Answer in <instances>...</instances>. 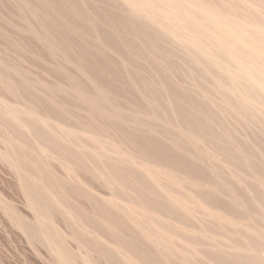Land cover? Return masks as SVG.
Instances as JSON below:
<instances>
[{
    "label": "rangeland",
    "instance_id": "obj_1",
    "mask_svg": "<svg viewBox=\"0 0 264 264\" xmlns=\"http://www.w3.org/2000/svg\"><path fill=\"white\" fill-rule=\"evenodd\" d=\"M263 34L264 0H0V264L264 258V100L226 72Z\"/></svg>",
    "mask_w": 264,
    "mask_h": 264
},
{
    "label": "bare ground",
    "instance_id": "obj_2",
    "mask_svg": "<svg viewBox=\"0 0 264 264\" xmlns=\"http://www.w3.org/2000/svg\"><path fill=\"white\" fill-rule=\"evenodd\" d=\"M24 1V0H23ZM187 1V0H186ZM126 2H128V1H126ZM85 3V2H84ZM156 3V2H155ZM158 3V2H157ZM194 4V3H193ZM96 5V4H95ZM176 5V4H175ZM103 6V5H102ZM125 6V5H124ZM141 6V5H140ZM170 6V5H169ZM155 7H158L157 5L155 6ZM44 8V7H43ZM133 8V7H132ZM128 9L130 10L131 8H129L128 7ZM97 10V9H96ZM133 10H135L136 12H138V14L140 15V16H142L141 14H145V12H147L148 10H147V8H144V7H139V8H133ZM212 10V9H211ZM98 12V11H97ZM144 12V13H143ZM37 13V12H36ZM141 13V14H140ZM136 14V13H135ZM147 14V13H146ZM158 14V13H157ZM137 15V14H136ZM139 15H137V17L139 16ZM127 16V15H126ZM144 16V15H143ZM190 16V15H189ZM146 17V16H145ZM186 17V16H185ZM139 18V17H138ZM193 18V17H192ZM83 19V18H82ZM146 19V18H145ZM190 19V18H189ZM227 19H229V18H227ZM32 20H33V18H32ZM52 20V19H51ZM133 20V19H132ZM155 20H158V19H155ZM13 21V20H12ZM38 21V20H37ZM140 21V20H139ZM161 21V20H160ZM234 21V20H233ZM75 22V21H74ZM163 22V21H162ZM150 23V22H149ZM157 23V22H156ZM240 23V22H239ZM39 24V23H38ZM37 24V25H38ZM152 24H154V23H152ZM167 25V24H166ZM176 25V24H175ZM193 25H196V23H194ZM31 26V25H30ZM94 26V25H93ZM155 26H158V25H155ZM162 27H165L164 26V24L163 25H161ZM176 26H178V25H176ZM191 26V25H190ZM240 26V25H239ZM238 26V27H239ZM29 27V26H28ZM65 27V26H64ZM85 27V26H84ZM96 27V26H95ZM131 27V26H130ZM167 28H169L168 26H166ZM246 27V26H245ZM32 28V27H31ZM42 28V27H41ZM44 28V27H43ZM94 28V27H93ZM126 28V27H125ZM186 28V27H185ZM201 28H203V27H201ZM240 28V27H239ZM243 28H244V26H243ZM247 29H248V25H247V27H246ZM30 29V28H29ZM84 29V28H83ZM95 29V28H94ZM246 29V30H247ZM254 29V28H253ZM175 30V29H174ZM192 30V29H191ZM82 31V30H81ZM126 31V30H125ZM144 31V30H143ZM193 31V30H192ZM191 31V32H192ZM256 31V30H255ZM161 32V31H160ZM163 32V31H162ZM194 32V31H193ZM246 32H249V30L248 31H246ZM257 32V31H256ZM260 32V31H259ZM85 33V32H84ZM112 33V32H111ZM116 33V32H115ZM146 33V32H145ZM243 33L245 34V32L243 31ZM167 34V33H166ZM177 34V33H176ZM179 34H181V33H179ZM184 34V33H183ZM260 34H262V33H260ZM145 35V34H144ZM264 35V34H263ZM93 36V35H92ZM138 36V35H137ZM142 36V35H141ZM146 36V35H145ZM181 37H183L182 35H180ZM239 36V35H238ZM241 36V35H240ZM243 36V35H242ZM253 36V35H252ZM170 37V36H169ZM168 37V38H169ZM192 37H202V38H204V40L205 41H203L204 43H205V47L206 48H203L202 50H203V52H204V49H206L205 50V52H207L208 54L210 53V51L213 49H215V46L216 47H218L219 48V46H218V43L216 42V40L212 37V35H210V34H208V33H206V32H204V31H202L201 29H196V31L194 32V35H192ZM244 37V36H243ZM254 37V36H253ZM258 37V36H257ZM257 37H254L255 39L257 38ZM167 38V39H168ZM245 38V37H244ZM243 38V39H244ZM182 39V38H181ZM257 39H259V38H257ZM171 40V39H170ZM244 40H246V39H244ZM261 41H263L262 40V38L260 39ZM3 41V40H2ZM248 41V40H247ZM259 41V40H258ZM249 42V41H248ZM251 42V41H250ZM13 43V42H12ZM173 43H175V42H173ZM243 43V42H242ZM84 44V43H83ZM163 44V43H162ZM237 44H241V43H237ZM44 45V44H43ZM89 45V44H88ZM93 45V44H92ZM173 45V44H172ZM107 46V45H106ZM224 46V45H223ZM253 46V45H252ZM28 47V46H27ZM88 47V46H87ZM101 47V46H100ZM99 47V48H100ZM161 47H162V45H161ZM188 46H186V48H187ZM236 47V46H235ZM253 47H255V49L254 50H252V49H250V48H248V49H246L245 50V53H244V55L242 56L241 55V57L243 58L242 59V61L245 63V64H248V67L247 66H237V68H236V66H235V68L237 69V71H235V72H231V70L230 71H226L227 72V75L228 76H230V79L233 81V78H237V79H240V80H242V81H244L245 82V84H244V86H245V88L244 89H248V91L250 90L251 92L253 91V93H257L260 97H262L261 99V101H263L264 100V92L260 89V87H259V85H258V79H260V81L261 80H264V53H263V50L262 49H260V47L258 46V45H254ZM50 48V47H49ZM167 48V47H166ZM190 48V47H189ZM217 48V49H218ZM221 48V47H220ZM237 48H238V46H237ZM242 48V47H241ZM48 49V48H47ZM94 49V48H93ZM177 49V48H176ZM224 49H226V50H228L227 49V47L226 48H224ZM68 50V49H67ZM181 50V49H180ZM190 50H192V48L190 49ZM244 50V49H243ZM105 51V50H104ZM165 51H167V50H165ZM179 51V50H178ZM188 51V50H187ZM215 51V50H214ZM214 51H212V53H213V56H214ZM220 51V50H219ZM218 51V52H219ZM221 51H222V49H221ZM261 51V52H260ZM199 52V51H198ZM204 52V53H205ZM216 52V51H215ZM229 52V51H228ZM4 53V52H3ZM234 53V52H233ZM85 54V53H84ZM161 54V53H160ZM168 54V53H167ZM188 54V53H187ZM194 54V53H193ZM207 54V55H208ZM221 54H223V53H221ZM159 55V54H158ZM170 55V54H169ZM168 55V56H169ZM211 55V54H210ZM238 55H240V54H238ZM226 56V55H225ZM231 57V54H229V55H227V57H226V60H227V58H229L230 59V57ZM233 56V55H232ZM218 57V56H217ZM63 58V57H62ZM68 58V57H67ZM196 58V57H195ZM235 58V57H234ZM198 59V58H197ZM228 59V60H229ZM172 60V59H171ZM205 60V59H204ZM237 60V59H236ZM182 61V60H181ZM195 61V60H194ZM211 61V60H210ZM209 61V62H210ZM217 61V60H216ZM239 61V60H238ZM108 62V61H107ZM213 62H215V61H213ZM219 62V61H218ZM179 63V62H178ZM211 63V62H210ZM209 63V64H210ZM217 63V62H216ZM215 63V64H216ZM227 63H228V61H227ZM233 63V62H232ZM239 63V62H238ZM240 63L241 64H243L241 61H240ZM102 64V63H101ZM166 64V63H165ZM219 64V63H218ZM217 65V64H216ZM227 65V64H226ZM225 65V66H226ZM236 65V64H235ZM229 66V65H228ZM100 67V66H99ZM204 67V66H203ZM233 67H234V65H233ZM205 68V67H204ZM207 68V67H206ZM216 68V67H215ZM234 68V69H235ZM148 69V68H147ZM226 69V68H225ZM229 69V68H228ZM104 70V69H103ZM208 70V69H207ZM205 71V70H204ZM209 72V71H208ZM212 72H213V70H212ZM102 73V72H101ZM182 73V72H181ZM216 73V72H215ZM156 74V73H155ZM199 74H200V72H199ZM184 75V74H183ZM203 76V75H202ZM215 76H217V75H215ZM189 77V76H188ZM200 78V77H199ZM90 79V78H89ZM88 79V80H89ZM215 79V78H214ZM121 80V79H120ZM91 81H92V79H91ZM96 81V80H95ZM95 81H93L92 83H97V82H95ZM97 81H98V83H99V80L97 79ZM101 82V81H100ZM218 82V81H217ZM262 82V81H261ZM97 83V84H98ZM152 83V82H151ZM90 84V83H89ZM96 84V85H97ZM101 84V83H100ZM220 84V83H219ZM102 85H104L103 83H102ZM121 85V84H120ZM191 85V84H190ZM98 86L100 87V85L98 84ZM136 86V85H135ZM163 86V85H162ZM162 86H161V88H162ZM103 87V88H102ZM104 87L106 88V85L105 86H101L100 88L101 89H104ZM123 87V86H122ZM143 87V86H142ZM220 87V86H219ZM151 88V87H150ZM218 88V87H217ZM221 88H223V87H221ZM225 88V87H224ZM223 88V89H224ZM99 88H97V90H98ZM74 90H76V89H74ZM96 90V89H95ZM164 90V89H163ZM221 90V89H220ZM226 90V89H225ZM203 91V90H202ZM227 94V93H226ZM224 95V94H223ZM222 95V96H223ZM221 96V95H220ZM225 97V96H224ZM228 97V96H227ZM213 98V97H212ZM232 98V97H231ZM161 99V98H160ZM118 100V99H117ZM121 100V99H120ZM156 100V99H155ZM159 100V99H158ZM184 100V99H183ZM220 100V99H219ZM170 101V100H169ZM160 102V101H159ZM214 102V101H213ZM232 102V101H231ZM230 102V103H231ZM235 102V101H234ZM237 102V101H236ZM264 102V101H263ZM262 102V103H263ZM74 103V102H73ZM106 103V102H105ZM172 103V102H171ZM201 103V102H200ZM221 103V102H220ZM157 104V103H156ZM216 104V103H215ZM235 104V103H234ZM172 105V104H171ZM236 105V104H235ZM174 106V105H173ZM178 106H180V105H178ZM237 106H238V104H237ZM264 106V105H263ZM147 107V106H146ZM161 107V106H160ZM211 107V106H210ZM229 107V106H228ZM232 107V106H231ZM234 107V106H233ZM169 108V107H168ZM225 108V107H224ZM236 108V107H235ZM239 108V107H238ZM171 109V108H170ZM203 109V108H202ZM209 109V108H208ZM233 109V108H232ZM237 109V108H236ZM235 109V110H236ZM165 110V109H164ZM185 110V109H184ZM212 110V109H211ZM239 111V110H238ZM71 112V111H70ZM218 112V111H217ZM225 112V111H224ZM113 113V112H112ZM138 113H140V112H138ZM176 113V112H175ZM211 113V112H210ZM214 113V112H213ZM229 113V112H228ZM233 113V112H232ZM237 113V112H236ZM247 113V112H246ZM119 114V113H118ZM179 114V113H178ZM181 114V113H180ZM197 114V113H196ZM238 114V113H237ZM242 114V113H241ZM248 114V113H247ZM188 115H190V114H188ZM211 115V114H210ZM224 115V114H223ZM239 115V114H238ZM244 115V114H243ZM249 115V114H248ZM179 116V115H178ZM182 116V115H181ZM213 116V115H212ZM245 116V115H244ZM206 117V116H205ZM176 118V117H175ZM197 118V117H196ZM242 118V117H241ZM133 119V118H132ZM181 119V118H180ZM208 119V118H207ZM183 121V120H182ZM199 121V120H198ZM246 121V120H245ZM242 122V121H241ZM185 123V122H184ZM204 123V122H203ZM246 123H247V121H246ZM254 123V122H253ZM178 124V123H177ZM196 124V123H195ZM199 124V123H198ZM214 124V123H213ZM210 125V124H209ZM224 125V124H223ZM227 125V124H226ZM236 125V124H235ZM167 126V125H166ZM238 126V125H237ZM200 127V126H199ZM204 127V126H203ZM248 127V126H247ZM176 128V127H175ZM194 128V127H193ZM214 128V127H213ZM180 129V128H179ZM216 129V128H215ZM249 129V128H248ZM80 130V129H79ZM263 130V129H262ZM198 131H199V129H198ZM139 132V131H138ZM171 132V131H170ZM200 132V131H199ZM207 132V131H206ZM205 132V133H206ZM218 132V131H217ZM228 132V131H227ZM235 132V131H234ZM210 134V133H209ZM197 135V134H196ZM203 135V134H202ZM182 136V135H181ZM211 138V137H210ZM131 139V138H130ZM196 139H198V138H196ZM248 139V138H247ZM259 140V139H258ZM201 141V140H200ZM219 141V140H218ZM177 142V141H176ZM190 142V141H189ZM214 142V141H213ZM186 143V142H185ZM215 143V142H214ZM232 143V142H231ZM151 144V143H150ZM169 144V143H168ZM184 144V143H183ZM188 144V143H187ZM218 144V143H217ZM254 144V143H253ZM132 145V144H131ZM221 145H223V144H221ZM260 145V144H259ZM229 146V145H228ZM227 146V147H228ZM240 146V145H239ZM252 146V145H251ZM158 147V146H157ZM213 147H215L214 145H213ZM257 147V146H256ZM130 148V147H129ZM142 148V147H141ZM171 148H172V146H171ZM191 148V147H190ZM196 148V147H195ZM225 148V147H224ZM234 148V147H233ZM130 149H132V148H130ZM140 149V148H139ZM199 150V149H198ZM226 150V149H225ZM228 150V149H227ZM134 151V150H133ZM173 151V150H172ZM231 151V150H230ZM139 152V151H138ZM158 152V151H157ZM170 152V151H169ZM222 152V151H221ZM232 152V151H231ZM257 152H259V151H257ZM167 153V152H166ZM226 153V152H225ZM224 153V154H225ZM242 153V152H241ZM141 154H143V152L141 153ZM147 154V153H146ZM181 154V153H180ZM214 154V153H213ZM223 154V153H222ZM236 154V153H235ZM212 155V154H211ZM239 155V154H238ZM242 155V154H241ZM143 156V155H142ZM145 156V155H144ZM167 156V155H166ZM171 156V155H170ZM200 156V155H199ZM218 156V155H217ZM261 156V155H260ZM259 156V157H260ZM148 157H149V155H148ZM140 158V157H139ZM245 158V157H244ZM261 158V157H260ZM137 159V158H136ZM146 159V158H145ZM152 159V158H151ZM213 159V158H212ZM226 159V158H225ZM140 160H141V158H140ZM143 160V159H142ZM148 160V159H147ZM165 160H167V159H165ZM144 161V160H143ZM149 161V160H148ZM209 161V160H208ZM215 161V160H214ZM145 162V161H144ZM151 162V161H150ZM232 162V161H231ZM238 162V161H237ZM152 163V162H151ZM155 163V162H154ZM183 163V162H182ZM138 164V163H137ZM149 164V163H148ZM156 164V163H155ZM141 165V164H140ZM150 165V164H149ZM157 166V165H156ZM213 166V165H212ZM211 166V167H212ZM252 166V165H251ZM259 166H260V164H259ZM148 167V166H147ZM169 167V166H168ZM200 167V166H199ZM245 167V166H244ZM173 168V167H172ZM213 168H215V167H213ZM224 168V167H223ZM226 168H227V166H226ZM225 168V169H226ZM232 168V167H231ZM263 168V167H262ZM133 169V168H132ZM135 169V168H134ZM171 169V168H170ZM199 169V168H198ZM216 169V168H215ZM229 169V168H228ZM174 170V169H173ZM200 170V169H199ZM170 171V170H169ZM207 171V170H206ZM214 171V170H213ZM220 171V170H219ZM224 171V170H223ZM251 171V170H250ZM173 172V171H172ZM171 172V173H172ZM247 172V171H246ZM166 174V173H165ZM168 174V173H167ZM175 174H176V171H175ZM175 174H173V175H175ZM204 174V173H203ZM237 174H239V173H237ZM184 175V174H183ZM182 175V176H183ZM197 175V174H196ZM176 176V175H175ZM228 176V175H227ZM233 176V175H232ZM249 176V175H248ZM173 177V176H172ZM179 177V176H178ZM207 177V176H206ZM255 177V176H254ZM258 177V176H257ZM260 177V176H259ZM182 178V177H181ZM185 179V178H184ZM188 179V178H187ZM187 179H185V180H187ZM218 179V178H217ZM224 179H226V178H224ZM257 179V178H256ZM183 180V179H182ZM184 181V180H183ZM202 181V180H201ZM95 182V181H94ZM262 182V181H261ZM220 185V184H219ZM252 186V185H251ZM157 187V186H156ZM213 188V187H212ZM202 190V189H201ZM162 192V191H161ZM211 193V192H210ZM234 194V193H233ZM198 195V194H197ZM208 195V194H207ZM165 196V195H164ZM211 196V195H210ZM237 196V195H236ZM141 198V197H140ZM200 198V197H199ZM204 198V197H203ZM236 198V197H235ZM161 199V198H160ZM234 199V198H233ZM239 199V198H238ZM145 201V200H144ZM241 202V201H240ZM252 203V202H251ZM230 204V203H229ZM211 205V204H210ZM216 205V204H215ZM214 206V205H213ZM255 206H256V204H255ZM221 210V209H220ZM252 211V210H251ZM250 212V211H249ZM263 213V212H262ZM261 213V214H262ZM234 215V214H233ZM255 216V215H254ZM245 226V225H244ZM262 226V225H261ZM250 230V229H249ZM257 231V230H256ZM242 239V238H241ZM245 239V238H244ZM253 240V239H252ZM240 242V241H239ZM236 244V243H235ZM239 244V243H238ZM250 244V243H249ZM248 244V245H249ZM260 245V244H259ZM250 246V245H249ZM252 246V245H251ZM258 247V246H257ZM252 248V247H251ZM247 250H248V248H247ZM255 250V249H254ZM250 252V251H249ZM260 252H262V250H260ZM259 252V253H260ZM251 253V252H250ZM252 254V253H251ZM246 255V254H245ZM255 255V254H254ZM259 255V254H258ZM213 257V256H212ZM241 257V256H240ZM256 257V259L254 260L255 262H256V260L258 259L257 258V256H254V258ZM258 257H260V255L258 256ZM245 258H246V256H245ZM236 259V258H235ZM251 259H252V257H251ZM220 260V259H219ZM253 260V259H252ZM253 261V262H254ZM244 262H247V261H244ZM258 262V263H257ZM256 263L257 264H264V258H262L261 257V259H259V261H257ZM234 264H235V262H234ZM247 264V263H246ZM248 264H249V262H248Z\"/></svg>",
    "mask_w": 264,
    "mask_h": 264
}]
</instances>
